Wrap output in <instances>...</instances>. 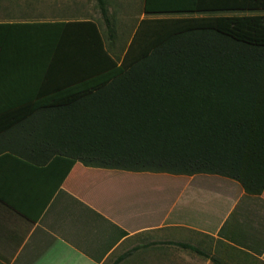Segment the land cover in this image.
Returning a JSON list of instances; mask_svg holds the SVG:
<instances>
[{
  "label": "trees",
  "instance_id": "trees-1",
  "mask_svg": "<svg viewBox=\"0 0 264 264\" xmlns=\"http://www.w3.org/2000/svg\"><path fill=\"white\" fill-rule=\"evenodd\" d=\"M96 1L104 33L116 40L107 0ZM250 2L145 0L150 16L209 18L180 21L191 30L179 33L154 32L153 22L144 24L133 46L145 56L127 70L93 21L0 23V64L33 66V77L59 80L41 87L49 98L27 103L38 116L0 117V156L8 153L37 167L60 161V184L80 163L132 173L219 176L250 196L264 195V44L218 23L248 24L219 15L247 11ZM7 40L22 45L9 48ZM176 245L224 264L189 244Z\"/></svg>",
  "mask_w": 264,
  "mask_h": 264
},
{
  "label": "crops",
  "instance_id": "crops-1",
  "mask_svg": "<svg viewBox=\"0 0 264 264\" xmlns=\"http://www.w3.org/2000/svg\"><path fill=\"white\" fill-rule=\"evenodd\" d=\"M18 22L31 21L0 23ZM4 45L13 48L22 42L7 40ZM28 70L35 67L0 64V85L5 84L6 88L0 91V117L38 116L39 111L31 114L27 103L49 98L41 87L59 81L50 79L52 76L33 77ZM49 91L55 93V88ZM17 102L21 104L18 106ZM61 163L53 160L48 166L37 167L8 153L0 156V264L196 262L190 257L191 251L176 245L180 243L214 258L217 253L223 259L232 258L235 250L243 251L242 256L249 259L264 258L262 245L256 244L259 226L263 225L257 216L264 213V207L244 204H264V195L250 196L235 181L209 175L123 172L76 163L60 184ZM203 178L231 182L229 191L233 198L229 205L216 204L223 193L208 192L206 186L199 184ZM178 229L195 233L194 240H176ZM116 233L119 237L112 239ZM244 239L250 241L245 250L238 243ZM208 243L214 245L212 252L204 249Z\"/></svg>",
  "mask_w": 264,
  "mask_h": 264
},
{
  "label": "rangeland",
  "instance_id": "rangeland-1",
  "mask_svg": "<svg viewBox=\"0 0 264 264\" xmlns=\"http://www.w3.org/2000/svg\"><path fill=\"white\" fill-rule=\"evenodd\" d=\"M144 1L145 0H107L109 14L113 17L116 40H109L106 32L104 33V29L106 31V27L103 23L96 0H0V22L19 20L31 22L56 20L93 21L98 24L100 30L104 34L103 38L110 53L119 60V65L127 70L139 60V57L145 56L144 54L139 56V54L143 53V48H140L139 51L136 52V48L133 46L136 34L141 30L144 24L153 22L152 25L154 32L159 30L170 32V30H174L176 33H179L191 30L190 28L184 29L186 24H182L180 21H187V19L190 21V19L196 20L209 18L208 15H190V18L187 19L181 18L182 16H150V14H146L144 11ZM219 17L235 20L244 19L248 22V24L245 25L236 21L230 22L222 19H219L220 21L218 23L219 25L225 27L231 34H236V32L243 33L241 35L240 33L236 34V36L241 39L256 44H264V0H251L247 11L219 15ZM154 40H157L156 37H154ZM163 40L164 37L162 40L154 42V45L161 44ZM219 179L220 178L207 180L203 178L202 180H199V184L206 186L205 189L208 192L221 191L224 197L222 200L217 201L216 204L218 203V205H222L225 203L229 205V200L233 198L229 191L231 189L229 183L231 182H224L223 179V181ZM232 185L241 189L238 184L236 185V183H232ZM233 196L237 197L236 192H233ZM249 200L252 199L250 198ZM244 204L253 207L255 206L257 208H262L261 205L264 207V204L261 201L245 202ZM257 218L262 220L263 225L259 226L262 231H258L259 235L256 237V244L262 245L261 250H263L264 240L262 239V233L264 232V213L261 216H257ZM214 220L215 219L210 221L213 223ZM190 233L193 232L186 229H178L176 230V240L193 241V237L196 234L193 233V236H190ZM118 237L119 233H116L112 239H116ZM249 242V240L244 239L238 243L241 244L243 250H245L247 243L249 244ZM209 245H211V243H208L204 249H208V251L212 252V246L214 245ZM242 253L244 254L243 251L235 250V253L233 254L234 256L228 259H223V257L219 255L220 253H217L216 259L219 258L221 259L220 261H224L227 264H264V258H257L255 256H252V258L250 256L253 261L251 262V259L246 256H242ZM191 254V259L196 261L192 264H209L203 261V258H200L193 253Z\"/></svg>",
  "mask_w": 264,
  "mask_h": 264
}]
</instances>
